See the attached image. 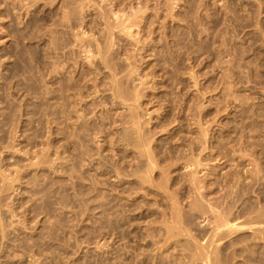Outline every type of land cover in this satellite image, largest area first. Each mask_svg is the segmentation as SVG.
Segmentation results:
<instances>
[{
  "label": "rangeland",
  "instance_id": "rangeland-1",
  "mask_svg": "<svg viewBox=\"0 0 264 264\" xmlns=\"http://www.w3.org/2000/svg\"><path fill=\"white\" fill-rule=\"evenodd\" d=\"M5 4L0 264H264V0H8V10ZM132 9L140 26L131 39L108 14ZM89 40L114 69L100 59L98 66L88 63L81 42ZM112 71L124 77L128 94L142 93L137 104L132 94L126 105L113 103ZM77 79L81 89L67 91ZM127 105L139 108L151 141L145 148L157 154L150 173ZM195 156L203 159L195 175L199 194L185 187L192 178L185 162ZM191 200L207 210H190ZM206 202L245 226L215 234L218 213Z\"/></svg>",
  "mask_w": 264,
  "mask_h": 264
},
{
  "label": "bare ground",
  "instance_id": "bare-ground-1",
  "mask_svg": "<svg viewBox=\"0 0 264 264\" xmlns=\"http://www.w3.org/2000/svg\"><path fill=\"white\" fill-rule=\"evenodd\" d=\"M4 1H5V3L7 4V1H8V0H7V1H6V0H0V2H4ZM22 1H24V0H21V2H22ZM65 1H66V0H65ZM91 1H92V0H91ZM79 2H80V1H79ZM6 4H5V6H3V7H6V6H7ZM15 4H17V3H15ZM19 4H20V3H19ZM78 4H80V3H78ZM84 4H85V3H84ZM8 5H9V4H8ZM98 5H99V4H98ZM14 6H15V5H14ZM72 6H73V5H72ZM77 7H78V6H77ZM82 7H83V6H82ZM88 7H89V6H88ZM103 7H104V6H103ZM84 8H85V7H84ZM111 8H112V7H111ZM119 8H120V7H119ZM131 8H132V7H131ZM131 8H130V9H131ZM134 8H135V7H134ZM134 8H133V9H134ZM145 8H146V7H145ZM5 9H7V7H6ZM124 9H125V8H124ZM133 9H132V12H133ZM140 9H141V8H140ZM7 10H8V9H7ZM108 10H109V9H108ZM111 10H112V9H111ZM111 10L109 11L110 14H108L107 12H106V13H107L109 16L112 15V17H114V20H112V21H114V22H115V20L117 21V22L115 23L117 27H115V25H114L113 28H119V30H118L119 32H123V33L129 34L130 36L133 35V33H132L133 31H132V29H133V28H136L137 26H140L139 24L137 25L138 22L136 23V22L134 21V19H135L136 17L134 18L133 16L136 15V13H135L136 11H134L133 13H130V15H126V14H129V13H126V14H125L124 12H122L123 9L120 10V11H117V12L114 11V10H113V11H111ZM116 10H117V9H116ZM118 10H119V9H118ZM80 11H81V10H80ZM82 11H83V10H82ZM101 11H102V10H101ZM124 11H125V10H124ZM145 11H146V10H145ZM84 12H85V11H84ZM104 12H105V10H104ZM120 12H121V13H120ZM125 12H126V11H125ZM137 12H138V10H137ZM139 12H140V10H139ZM139 12H138V13H139ZM143 12H144V11H143ZM68 13H69V12H68ZM68 13H67V14H68ZM102 13H103V12H102ZM106 13H105V16H107ZM111 13H112V14H111ZM144 13H145V12H144ZM83 14H84V13H83ZM131 14H133V16H131ZM134 14H135V15H134ZM64 15H65V14H64ZM125 15H126V16H125ZM136 16H138V15H136ZM67 17H69V18H67V19H70V18H71V16H67ZM73 17H74V15H73ZM107 17H108V16H107ZM110 17H111V16H110ZM112 17H111V18H112ZM123 17H125V18H123ZM132 18H133V19H132ZM71 19H72V18H71ZM112 19H113V18H112ZM136 19H137V18H136ZM103 20H105L104 17H103ZM107 20H108V19H107ZM108 21H109V20H108ZM108 21H107V22H108ZM110 21H111V20H110ZM110 21H109V22H110ZM69 22H70V21H69ZM61 23H62V21H61ZM112 23H113V22H112ZM136 25H137V26H136ZM134 26H136V27H134ZM108 27H109V25H108ZM111 28H112V25H111ZM138 28H139V27H138ZM138 28H136V29H138ZM80 29H81V28H80ZM108 30H109V29H108ZM113 30H114V29H113ZM111 31H112V30H111ZM73 33H74V32H73ZM82 33H83V32H82ZM103 33H104V32H103ZM110 33H111V32H109L108 34H110ZM113 33H114V32H112V34H113ZM137 33H138V32H137ZM85 34H86V33H85ZM119 34H120V33H119ZM106 35H107V34H106ZM129 35H128V36H129ZM107 36H108V35H107ZM110 36H113V35L110 34ZM135 36H137V34H136ZM113 37H114V36H113ZM132 37H133V36H131V39H132ZM94 38H95V37H94ZM133 38H135V37H133ZM86 39H87V38H86ZM111 39H112V38H111ZM129 39H130V37H129ZM80 40H81V39H79V41H80ZM83 40H84V38H83ZM83 40H82V41H83ZM95 40L97 41L98 39H95ZM105 40H106V39H105ZM136 40H137V39H136ZM107 41H108V40H107ZM138 41H139V39H138ZM78 43H79V42H78ZM96 43H97V42H96ZM98 43H99V40H98ZM137 43H138V42H137ZM109 44H110V43H109ZM78 45H79V44H78ZM94 45H95V44H94ZM94 45H93V42L90 43V40H89L88 42H87V41H85V42H81V47L83 48V49H82V48H81V49H82V51L85 53V57L87 58L88 63L91 62V63L94 64L93 66H96V65L98 66L97 63H99V59H100V60L106 65L105 68H108L109 70H110V69H114V67L111 66V65H112V63L110 62V58H111V57H107V56H106L107 58H106V57L103 58L104 56H102L103 53H102V51H101V49H100L99 44H98L99 47H98V46L95 47ZM100 45H102V44H100ZM105 45H106V42H105ZM111 45H112V44H111ZM73 46H74V45H73ZM113 46H114V45H113ZM139 46H140V45H139ZM61 47H62V46H61ZM107 48H108V47H107ZM132 48H133V47H132ZM105 49H106V48H105ZM114 49H115V48H114ZM141 49H143V48H141ZM109 50H110V49H109ZM59 51H60V49H59ZM104 51H105V50H104ZM70 52H71V51H70ZM107 52H109V51H107ZM58 53H59V52H58ZM71 53H72V52H71ZM105 53H106V52H105ZM139 53H140V52H139ZM73 54H74V53H73ZM101 54H102V55H101ZM134 54H135V53H134ZM61 55H62V53H61ZM65 55H66V54H65ZM59 56H60V55H59ZM62 56H63V55H62ZM97 56H99V58H98ZM101 56H102V57H101ZM129 56H130V55H129ZM57 57H58V56H57ZM108 58H109V59H108ZM125 58H126V57H125ZM127 58H128V57H127ZM131 58H132V57H131ZM73 59H74V58H73ZM76 59H77V58H76ZM96 59H97V60H96ZM112 59H113V58H112ZM112 59H111V60H112ZM57 60H58V66L60 67V70H61V71H60V70H57V72L60 71V73H61V72H62V67H63V63H64V62L62 63V57H61V56L58 57ZM125 60H126V59H125ZM101 61H100V62H101ZM113 61H114V60H113ZM94 62H95V63H94ZM102 62H101V63H102ZM110 63H111V65H110ZM128 63H129V62H128ZM76 64H77V62H76ZM116 64H117V63H116ZM129 64H130V63H129ZM61 66H62V67H61ZM64 66H65V65H64ZM93 66H92V67H93ZM114 66H115V65H114ZM52 67H53V66H52ZM117 67H118V65H117ZM98 68H99V67H98ZM98 68H97V69H98ZM119 68H120V67H119ZM129 68H130V67H129ZM122 69H123V68H122ZM138 69H139V68H138ZM89 70L91 71V68H90ZM115 70H116V68H115ZM115 70H114V71H115ZM128 70H129V69H128ZM90 71H89V72H90ZM114 71H112V72H114ZM89 72H88V73H89ZM110 72H111V71H110ZM116 72H117V70H116ZM116 72H114L113 74L111 73L113 79H112V82L110 83V85H108L109 87H107L108 90L112 91V94H113V96H114L113 99H115V100H114L113 103H115V105H117V103H124L123 105H126L125 102H127L128 100H130V101L132 102V99H133L134 97H135V98H134L135 100H134V99H133V100L135 101V103H136V100H137V99H138V101H139V99H140L139 97H141V96H138V95H142V93L139 94L140 92L138 93V90H136V88H135V90L137 91V93H135V94H132V93H131L132 95H134V97L132 98V97H131L132 95L130 94V92H129V94H128V88L126 87L127 85L125 86L127 89H125L124 86H123L124 83H125V80H123L124 77H122V76L119 77V76H118L119 74L116 73ZM132 72H133V71H132ZM58 73H59V72H58ZM125 73H126V72H125ZM82 74H83V73H82ZM85 74H86V73H85ZM130 74H131V73H130ZM133 74H134V73H133ZM89 75H90V74H89ZM91 75H92V74H91ZM125 75H127V74H125ZM131 75H132V74H131ZM61 76H62V73H61ZM98 77H99V76H98ZM130 77H131V76H130ZM83 78H85V77H83ZM94 78H95V77H94ZM126 78H127V80H128L129 76H128V77L126 76ZM99 79H100V78H99ZM102 79H103V78H102ZM137 79H138V78H137ZM140 79H141V78H139V80H140ZM70 80H71V79H70ZM80 80H81V79H80ZM90 80H91V78H90ZM97 80H98V79H97ZM127 80H126V83H127ZM130 80H132V79L130 78ZM141 80H142V79H141ZM78 81H79L78 79H77L76 82H75V81H70V82L68 81L69 83H68V85H67V91H70V92L74 93L73 91H75L76 89H77V90L81 89V86H77V85L80 84V83L77 84ZM88 81H89V80L87 79L86 82H88ZM143 81H144V79H143ZM97 82H98V81H97ZM144 82H145V81H144ZM61 83H62V82H61ZM99 83H100V82H99ZM128 83H129V82H128ZM84 84H86V83H84ZM94 84H95V87H98V84H96V83H94ZM103 84H104V83H103ZM140 84H141V83H140ZM60 85H61V84H60ZM63 86H64V84H63ZM91 86H92V87L94 86L93 83H92ZM103 86H104V85H103ZM65 87H66V86H65ZM65 87H63L64 90L66 89ZM77 87H80V88L78 89ZM82 87H83V86H82ZM88 87H89V86H88ZM101 87H102V86H101ZM59 88H60V87H59ZM61 89H62V87L60 88V90H61ZM107 89H106V90H107ZM139 89H141V88H139ZM64 90H61V92L63 93ZM95 90H96V89H95ZM100 90H101V89H97L95 92H99ZM103 90H105V89H103ZM132 90H133V89H132ZM80 91H81V90H80ZM82 91H83V90H82ZM101 92H102V91H101ZM142 92H143V91H142ZM77 93H78V91H77ZM63 94H65V93H63ZM69 94H70V93L67 92V95H69ZM81 94H83V93H81ZM81 94H80V95H81ZM96 94H97V93H96ZM73 95H74V94H73ZM77 95H78V94H77ZM129 95H131V96H129ZM70 96H71V95H70ZM68 97H69V96H68ZM130 97H131L132 99H130ZM66 99H68V98H66ZM70 99H72V98H69L68 100L70 101ZM77 99H78V98H77ZM72 100H73V99H72ZM72 100H71V101H72ZM83 100H84V99H83ZM71 101H70V102H71ZM100 101H101V100H100ZM134 101H133V102H134ZM138 101H137V103H138ZM140 101H141V100H140ZM70 102H68V103H70ZM128 102H129V101H128ZM75 103H76V102H75ZM129 103H130V102H129ZM137 103H136V104H137ZM62 104H63V103H62ZM62 104H61V105H62ZM127 104H128V103H127ZM132 104H133V103H132ZM136 104H135V105H136ZM140 104H141V103H139V106H138V105H137V106L140 107ZM61 105H60V106H61ZM63 105H64V104H63ZM69 105H70V104H69ZM69 105H68V107H69ZM76 105H77V104H76ZM76 105H75V106H76ZM130 105H131V104H130ZM130 105H129V106L127 105V106L129 107V111H130V114L128 113V114L130 115V122H131L132 125H135L136 128L138 129V131H137L138 133L136 132V133H137L136 136H137L138 138L136 137L137 139L135 140V141H137V142H135V144L137 143V146H136L137 148H136V149H138V146L140 147L139 149H140L141 151L143 150V149H141V147L144 148L143 151H145V152H143V151H142V153L140 152V156H143V157L145 158V160H146V162H145V163H146V167H147V169H148V170H147V169H146V170L150 173V172H152L151 169H153V168L155 167L156 160H157V158H155V157H157V154L153 152L154 150H153V151H152L151 149H150L151 151L148 150L151 146L148 148L147 145H148V142H151V141H149L148 139L145 138V134H144L145 132L143 133L144 130H143V129H142L143 131L141 130L142 127L140 126V122H139V119H140V118H139V114H140V113H139V114H138L137 112L135 113V111H137L136 109L139 110V108H137V107H136V108H135V107L133 108V107H130ZM133 105H134V104H133ZM72 106H73V105H72ZM117 106H118V105H117ZM128 107H127V108H128ZM71 108H72V107H71ZM140 108H141V107H140ZM71 110H72V109H71ZM62 111H63V110H62ZM62 111H61V112H62ZM108 111H109V110H108ZM104 112H105V111H104ZM114 112H115V111H114ZM126 113H127V112H126ZM107 114H110V113H106L105 115H107ZM137 114H138V115H137ZM101 116H102V115H101ZM108 116H109V115H108ZM104 117H105V116H104ZM109 117H111V116H109ZM101 118L103 119V117H101ZM101 118H100V119H101ZM105 118H106V117H105ZM112 118H113V117H112ZM112 118H110V121H111ZM102 119H101V120H102ZM82 120H83V119H82ZM104 120H105V119H104ZM107 120H108V117H107ZM113 120H115V119H113ZM113 120H112L111 122H114ZM117 120H118V119H117ZM126 120H127V119H126ZM126 120H125V121H126ZM102 121H103V120H102ZM127 121H129V119H128ZM85 122H86V121H84L83 124H84ZM100 122H101V121H100ZM106 122H107V121H106ZM115 122H116V121H115ZM141 122H142V121H141ZM81 123H82V122H81ZM101 123H103V122H101ZM104 123H105V121H104ZM116 123H117V122H116ZM116 123H115V124H116ZM126 123H129V122H126ZM98 124H99V123H98ZM105 124H106V123H105ZM115 124H114V125H115ZM141 124H142V123H141ZM200 124H201V123H200ZM91 125H92V124H91ZM91 125H90V126H91ZM93 125H94V124H93ZM99 125H100V124H99ZM99 125H98V126H99ZM81 126H82V124H81ZM81 126H80V128H82ZM94 126H96L95 128L97 129V125L95 124ZM94 126H93V127H94ZM100 126H101V125H100ZM117 126H118V124H117ZM202 126H203V125H202ZM83 127H88V126H87V124H84ZM103 127H105V126L103 125ZM103 127H102V128H103ZM144 127H145V126H144ZM89 128H91V127H88V130H89ZM98 128H99L98 131H100V128H101V127H98ZM102 128H101V129H102ZM105 128H107V127H105ZM132 128H133V127H132ZM92 129H94V128H92ZM202 129H206V128H202ZM88 130H87V131H88ZM105 130H106V129H105ZM132 130H133V129H132ZM134 130H135V129H134ZM145 130H147V128H146ZM82 131H83V130H82ZM84 131H86V130H84ZM135 131H136V130H135ZM147 131H148V130H147ZM200 131H201V133L203 132L202 130H200ZM205 131H206V130H205ZM80 132H81V131H80ZM90 132H91V131H90ZM101 132H102V131H101ZM104 132H105V131H104ZM129 132H132V131H129ZM133 132H134V131H133ZM153 132H154V131H153ZM74 133H76V132H74ZM83 133H84V132H83ZM87 133H88V132H87ZM96 133H97V132H96ZM102 133H103V132H102ZM134 133H135V132H134ZM206 133H207V132H205L204 134H206ZM85 134H86V133H85ZM97 134H98V133H97ZM130 134H131V133H130ZM130 134H129V135H130ZM149 134H150V133H149ZM154 134H155V133H154ZM199 134H200V133H199ZM72 135H73V134H72ZM201 135H202V134H201ZM82 136H83V135H81V137H80L81 139H82ZM84 136H85V135H84ZM84 136H83V137H84ZM95 136H96V135H95ZM95 136H94V137H95ZM127 136H128V135H127ZM150 136H151V134H150ZM198 136H199V135H198ZM206 136H207V134H206ZM86 137H87V135H86ZM115 137H116V136H115ZM125 137H126V136H125ZM128 137H129V136H128ZM128 137H127V138H128ZM131 137H132V135H131ZM146 137H147V133H146ZM127 138H125V139H127ZM151 138H152V137H151ZM72 139H73V138H72ZM203 139H204V138H203ZM82 140H83V139H82ZM129 140H130V139H128V141H129ZM80 141H81V140H80ZM85 141H86V140H85ZM132 141H133V140H132ZM200 141H201V140H200ZM200 141H199V142H200ZM133 142H134V141H133ZM133 142H132V143H133ZM195 142H197V141H195ZM63 143H64V142H63ZM200 143H201V142H200ZM202 143H203V142H202ZM106 144H107V143H106ZM135 144H134V145H135ZM150 144H151V143H150ZM134 145H133V146H134ZM188 146H189V145H188ZM190 146H192V145H190ZM64 147H65V146H64ZM129 147H130V146H129ZM145 147H147L148 149L146 150ZM125 148H126V147H125ZM133 149H135V147H134ZM136 149H135V150H136ZM139 149H138V151H140ZM80 150H81V149H80ZM98 150H99V149H98ZM190 150H192V148H191ZM82 151H83V150H82ZM155 151H156V150H155ZM158 151H160V150H158ZM190 152H191V151H190ZM160 153H161V152H160ZM99 155H100V154H99ZM172 156H173V155H172ZM198 156H199V155H198ZM143 157H139V158H143ZM189 157H190V156H189ZM58 158H59V157H58ZM135 158H136V157H135ZM144 158H143V159H144ZM191 158H193V157H191ZM199 158H200V157H199ZM199 158L197 159V156H195L194 160H193V159H190L191 161H190V160H187V161H189V162H187V161L185 162V163H187L185 167H186V168L191 167V169H192V170H190V172L192 171V173H190L191 175L189 174L192 178L189 177V178H191V179H189L190 181H188V182H190V183L187 184V185L185 186L186 189H187L188 187H189V190H192V189H196V188H197V191H198V189H200V187H199V185H198V183H199L198 181H199V180L197 181L198 172H200V171L197 170V169H198L197 167H198V165L201 164L200 161L202 162L203 159L200 160ZM100 159H101V158H100ZM132 159H133V158H132ZM143 159H142V160H143ZM195 159H196V160H195ZM126 160H127V159H126ZM140 160H141V159H139V162H140ZM145 160H144V161H145ZM161 160H162V159H161ZM173 160H174V159H173ZM192 160H193V161H192ZM144 161H143V162H144ZM184 161H185V160H184ZM104 162H105V161H104ZM135 162H136V161H135ZM139 162H137V164H138V166H141V163H142V162L140 163V165H139ZM157 162H158V160H157ZM145 163H144V164H145ZM175 163H176V162H175ZM158 164H159V163H158ZM161 164H162V163H161ZM176 164H177V163H176ZM116 165H117V164H116ZM201 165H202V164H201ZM201 165H200V166H201ZM138 166H137V167H138ZM143 166H144V165H143ZM157 166H158V165H156V167H157ZM166 166H167V165H166ZM110 167H111V166H110ZM146 167H144V168H146ZM156 167H155V168H156ZM116 168H117V167H116ZM138 168H140V167H138ZM167 168H169V167H167ZM118 169H119V168H118ZM141 169H143V168H141ZM189 169H190V168H189ZM120 170H121V169H120ZM163 170H164V169H163ZM141 171H142V170H141ZM147 171H146V172H147ZM153 171H154V170H153ZM130 172H131V171H130ZM146 172H143V173L145 174ZM163 172H164V171H162V173H163ZM168 172H169V171H168ZM231 172H232V171H231ZM143 173H142V174H143ZM165 173H166V172H165ZM124 174H126V173H124ZM136 174H137V173H136ZM142 174H141V175H142ZM144 174H143V177H144ZM151 174H152V173H151ZM151 174L146 173L145 175H147L148 178H149ZM226 174H227V173H226ZM138 175H139V173H138ZM141 175H140V176H141ZM195 175H197V177H196ZM234 175H235V174H234ZM140 176H139V177H140ZM166 176H167V175H166ZM228 176H229V175H228ZM235 176H236V175H235ZM237 176H238V174H237ZM247 177H248V176H247ZM141 178H142V176H141ZM144 178H146V176H145ZM144 178H143V180H144ZM151 178H153V177H151ZM162 178H163V177H162ZM162 178H160V179H162ZM149 179H150V178H149ZM163 179H164V178H163ZM165 179H166V181H167V178H165ZM198 179H199V177H198ZM239 179H240V178H239ZM241 179H242V178H241ZM152 180H153V179H152ZM202 180H203V179H202ZM144 181H147V180H144ZM144 181H143V182H144ZM148 181H149V180H148ZM237 181H238V180H237ZM237 181H236V182H237ZM159 183H160V182H159ZM159 183H158V184H159ZM161 183H162V182H161ZM166 183H167V182H166ZM200 183H201V182H200ZM200 183H199V184H200ZM158 184H157V185H158ZM164 184H165V183H164ZM169 184H170V183H169ZM237 184H238V183H237ZM158 186H159V185H158ZM158 186H157V187H158ZM169 186H170V185H169ZM237 186H238V185H237ZM134 187H135V186H134ZM143 188H144V187H143ZM160 188H161V187H160ZM183 188H184V187H183ZM138 189H139V188H138ZM138 189H137V190H138ZM178 189H179V188H178ZM202 189H203V188H202ZM145 191H146V190H145ZM195 191H196V190H195ZM195 191H194V192H195ZM197 191H196V192H197ZM200 191H201V190H200ZM200 191H198V194L201 193V192L204 193L203 191H201V192H200ZM211 191H212V190H211ZM229 191H230V190H229ZM232 191H233V190H232ZM190 192H191V191H190ZM196 192H195V193H196ZM239 192H240V191H239ZM230 193H231V192H230ZM232 193H233V192H232ZM167 194H168V193H167ZM171 194H172V193H171ZM173 194H174V193H173ZM188 194H189V193H188ZM196 194H197V193H196ZM227 194H228V193H227ZM234 194H237V192L234 193ZM190 195H191V194H190ZM201 195H202V194H201ZM201 195H200V196H201ZM229 195H230V194H229ZM234 196H235V195H234ZM234 196H233V197H234ZM236 196H238V195H236ZM249 196H250V195H249ZM131 197H132V196H131ZM196 198H197V197H196ZM198 198H200V197H198ZM224 198H225V197H224ZM167 199H168V198H167ZM176 199H177V198H176ZM193 199H195V198H193ZM202 199L204 200L203 197H202L201 199H199V200H202ZM132 200H133V199H132ZM195 200H196V199H195ZM203 200H202V201H203ZM208 200H209V198H208ZM232 200H233V198H232ZM191 201H194V200H191ZM196 201H197V200H196ZM196 201H194V202H196ZM205 201H206V200H204L203 202H205ZM212 201H213V200H212ZM203 202H201V203H203ZM174 203H175V202H174ZM191 203H192V202H191ZM206 203H207V202H206ZM179 204H180V203H179ZM192 204H193V203H192ZM207 204L209 205L210 203H207ZM214 204H215V203H214ZM214 204L212 203V206H211V204H210V207L213 208ZM139 205H140V204H139ZM189 205H191V204H189ZM202 205H203V204H202ZM208 205H207V206H208ZM172 206H173V205H172ZM182 206H183V205H182ZM200 206H201V205H199V201H198V203L196 202L194 205H192V207H190V210H191V209L194 210L195 208H199V209H200L201 211H203V212H204V209L207 210L205 207H204V209L202 210L203 207L200 208ZM245 206H246V205H245ZM247 206H248V205H247ZM175 207H176V205H175ZM208 207H209V206H208ZM210 207H209V209H208L209 211H210ZM176 208H177V207H176ZM179 208H181V207H179ZM214 208H215V206H214ZM214 208H213L212 210H214ZM234 208H235V207H234ZM173 209H175V208H173ZM181 209H182V208H181ZM199 209H198V210H199ZM215 209H216V208H215ZM257 209H258V208H257ZM259 209H260V208H259ZM176 210H178V209H176ZM176 210H174V212H175ZM193 210H192V211H193ZM200 210H199V211H200ZM216 210H217V209H216ZM216 210H214V213H215ZM230 210H231V209H230ZM246 210H247V209H246ZM172 211H173V210H172ZM181 211H182V210H180V214H181ZM219 211H220V210H219ZM222 211L224 212V210H222ZM228 211H229V209H228ZM233 211H234V210H233ZM244 211H245V209H244ZM257 211H258V210H257ZM257 211H255V212L257 213ZM203 212H202V213H203ZM205 212H206V211H205ZM211 212H213V211H211ZM220 212H221V211H220ZM226 212H227V211H226ZM229 212H230V211H229ZM237 212H238V211H237ZM255 212H254V214H255ZM260 212H261V211H260ZM262 212H263V211H262ZM262 212H261V213H262ZM128 213H129V212H128ZM182 213H183V212H182ZM189 213H190V211H188V214H189ZM192 213H193V212H192ZM197 213H198V212H197ZM214 213H213V214H214ZM216 213H218V212L216 211ZM216 213H215V214H216ZM231 213H232V210H231ZM233 213H235V212H233ZM241 213H242V212H241ZM261 213H260V214H261ZM174 214H175V213H174ZM183 214H184V213H183ZM186 214H187V212H186ZM194 214H195V213H194ZM205 214H206V213H205ZM218 214H219V213H218ZM218 214L216 215V218H218V220H217L218 223L216 224V223L214 222L216 225H212V226H215V230L217 229V230H216L217 232H216V231L214 232L215 234L218 233L219 231H221L220 228H221V229L224 228V230H225V228H226L227 230H231V231H232V230H234V229H236V228H237V229H238V228L240 229V228H242V226H245V224H243V225L241 224V221H240V222L238 221L240 224L236 223L237 221L235 222V219H234V218H233V219H234V222H235V223L233 222V219L230 220V217L232 216L231 214H230V215H227V214L225 213L224 215H221V213H220L219 216H218ZM237 214H238V213H237ZM244 214H245V213H244ZM251 214H252V213H251ZM254 214H253V215H254ZM258 214H259V213H258ZM260 214H259V215H260ZM172 215H173V214H172ZM184 215H185V214H184ZM201 215H202V214H201ZM220 215H221V216H220ZM239 215H240V214H239ZM185 216H186V215H185ZM187 216H188V215H187ZM187 216H186V218H187ZM189 216H190V218H191V217H193L194 215L191 216V214H190ZM207 216H208V215H207ZM207 216H206V217H207ZM217 216H218V217H217ZM228 216H229V217H228ZM235 216H236V215H235ZM246 216H247V215H246ZM250 216H251V215H250ZM256 216H257V215H256ZM262 216H263V218H264V213H263ZM262 216H260V218H262ZM166 217H168V216H166ZM170 217H171V216H170ZM200 217H203V216H200ZM252 217H253V216H252ZM254 217H255V216H254ZM182 218H183V217H182ZM184 218H185V217H184ZM184 218H183V219L180 218L181 223L184 222ZM203 218H204V217H203ZM203 218H202V219H203ZM207 218H208V217H207ZM231 218H232V217H231ZM238 218H239V217H238ZM244 218H245V217H244ZM246 218H247V217H246ZM255 218H256V217H255ZM260 218L258 217V219H260ZM119 219H120V218H119ZM174 219L177 220L175 216H174ZM178 219H179V218H178ZM214 219H215V218H214ZM247 219H248V218H247ZM252 219H253V218H252ZM171 220H173V219L171 218ZM182 220H183V221H182ZM186 220H187V219H186ZM186 220H185V221H186ZM238 220H239V219H238ZM165 221L167 222V220H165ZM249 221H250V220H249ZM253 221L255 222V220H253ZM253 221H252V222H253ZM109 222H110V221H109ZM170 222H171V221H170ZM176 222H178V220H177ZM176 222H175V223H176ZM191 222H192V221H191ZM245 222H248V221L246 220ZM245 222H244V223H245ZM256 222H257V221H256ZM261 222H262V221H261ZM263 222H264V220H263ZM162 223H163V222H162ZM173 223H174V220H173ZM179 223H180V222H179ZM179 223H178V224H179ZM250 223H251V221H250ZM257 223H258V222H257ZM164 224H165V223H164ZM171 224H172V223H171ZM178 224L176 223V226H177ZM187 224H188V223H187ZM211 224H213V222H212ZM246 224H247V223H246ZM248 224H249V222H248ZM251 224H252V223H251ZM253 225H254V224H253ZM253 225L248 226V227L251 228ZM164 226H165V225H164ZM172 226H175V225H172ZM178 226H180V225H178ZM185 226H186V225H185ZM258 226H259V224H258ZM113 227H114V226H113ZM167 227H169V226H167ZM181 227H182V226H180L179 228H181ZM183 227H184V226H183ZM183 227H182V228H183ZM254 227H256V224H255V226H253V228H254ZM262 227H263V226H262ZM172 228H174L175 230H177V229H176L177 227H176V228H175V227H171V228H170V229H171V232H172ZM188 228H189V227H188ZM188 228H186V229H187V233H188V231H189ZM213 228H214V227H213ZM253 228H252V229H253ZM263 228H264V227H263ZM160 229H161V228H160ZM174 229H173V230H174ZM184 229H185V228H184ZM243 229H245V228H243ZM247 229H248V228H247ZM254 229H257V228H254ZM258 229H259V228H258ZM258 229H257V230H258ZM224 230H222V231H224ZM248 230H249V229H248ZM169 231H170V230H169ZM169 231H168V232H169ZM183 231H184V230H183ZM255 231H256V230H254V232H255ZM260 231H261V230H259V232H260ZM181 232H182V230H181ZM181 232H180V233H181ZM190 232H192V231H190ZM190 232H189V233H190ZM212 232H213V231H212ZM228 232H229V231H227V232L225 231V233H228ZM234 232H235V230L233 231V234H234ZM254 232H252V233H253V234H256V232H255V233H254ZM135 233H136V232H135ZM178 233H179V231H178ZM182 233H185V231L182 232ZM214 233H213V234H214ZM229 233L232 234V232H229ZM176 234H177V233H176ZM215 234H214V235H215ZM219 234H220V233H219ZM221 234H223V232H222ZM170 235H171V234H170ZM217 235H218V234H217ZM224 235H226V234H224ZM227 235H228V234H227ZM258 235H259V234H257L256 236H258ZM171 236H172V235H171ZM173 236H174V235H173ZM177 236H179V235L177 234ZM205 236H206V235H205ZM221 236H223V235H220V236L217 237V238H214V237H213V239H214V240H218ZM256 236H254V238H255ZM174 237H175V236H174ZM207 237H209V236H207ZM210 237H212V235H211ZM227 237H228V236H226V238H227ZM169 238H170V237H169ZM176 238H177V237H176ZM221 238H222V237H221ZM163 239H164V237H163ZM166 239H167V236L165 237V240H166ZM192 239H194V236H193ZM178 240H179V239H178ZM205 240L207 241V239H205ZM184 241H185V240H184ZM197 241H199V240H197ZM197 241H196V242H197ZM211 241H213V240H211ZM252 241H253V240H252ZM169 242H170V240H169ZM181 242H182V241H181ZM199 242H200V241H199ZM218 242H219V241H218ZM164 243H165V242H164ZM197 243H198V242H197ZM200 243H201V242H200ZM210 243H211V242H210ZM215 243H216V242H215ZM165 244H166V243H165ZM189 244H190V243H189ZM207 244H208V243H207ZM207 244H206V245H207ZM137 245H138V244H137ZM183 245H184V244H183ZM204 245H205V244H204ZM204 245H203V248L200 247V248L202 249V251H204V248L206 247V245H205V246H204ZM211 245H212V244H211ZM211 245H210V246H211ZM214 245H215V244H214ZM218 245H219V244H218ZM220 245H222V244L220 243ZM220 245H219V247L216 245L217 249H218V248H219V249L221 248ZM251 245H252V244H251ZM170 246H171V245H170ZM196 246H197V245H196ZM196 246H194V247H196ZM160 247H161V246H160ZM216 247H215V249H214V252L216 251ZM165 248H166V247H165ZM191 248H192V247H191ZM206 249H208V248H206ZM206 249H205V250H206ZM219 249H218V250H219ZM221 249H222V248H221ZM221 249H220V250H221ZM187 250H188V249H187ZM192 250H193V249H192ZM192 250H190V251H192ZM147 251H148V250H147ZM180 251H181V250H180ZM206 251L209 252V250H206ZM188 252H189V251H188ZM198 252H199V250H198ZM200 252H201V251H200ZM207 252H206V254H207ZM216 253H217V252H216ZM216 253H215V254H216ZM218 253H219V252H218ZM195 254H197V253H195ZM200 254H201V253H200ZM200 254H199V255H200ZM193 256H194V255H193ZM209 257H210V256H209ZM214 257H215V256H214ZM123 258H124V257H123ZM210 260H211V259H210ZM210 262H211V261H210Z\"/></svg>",
  "mask_w": 264,
  "mask_h": 264
}]
</instances>
